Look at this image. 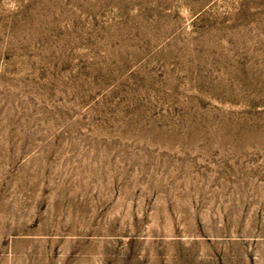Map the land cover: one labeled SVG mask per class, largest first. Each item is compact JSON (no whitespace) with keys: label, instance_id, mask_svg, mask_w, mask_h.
<instances>
[{"label":"rangeland","instance_id":"1","mask_svg":"<svg viewBox=\"0 0 264 264\" xmlns=\"http://www.w3.org/2000/svg\"><path fill=\"white\" fill-rule=\"evenodd\" d=\"M0 264H264V0H0Z\"/></svg>","mask_w":264,"mask_h":264}]
</instances>
